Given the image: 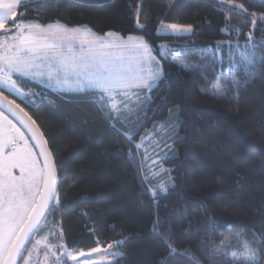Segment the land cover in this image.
Wrapping results in <instances>:
<instances>
[{
  "label": "trees",
  "instance_id": "16d2710c",
  "mask_svg": "<svg viewBox=\"0 0 264 264\" xmlns=\"http://www.w3.org/2000/svg\"><path fill=\"white\" fill-rule=\"evenodd\" d=\"M138 2L30 0L26 4V19L40 24L87 25L101 35L113 31L124 37L145 35L154 45H186L178 49L175 62L161 60L164 79L151 92L152 107L157 111L155 115L149 111L151 119L140 127L132 144L108 125L92 103L36 83L24 85L26 91L43 93L39 108L26 110L36 120L54 160L59 161L62 177L60 205L49 213L32 244L60 226L66 246L78 251L96 247L97 241L105 246L127 237L122 246L113 249L125 255L111 264H247L242 259L233 261L230 256L212 254L209 249L225 234L234 237L225 246L230 252L237 250L238 231L245 238L248 229L264 232V64L244 85L243 66L232 67L239 59L236 50L229 59L225 48L219 83L227 88L235 78L244 86L238 99L235 90L215 95L212 83L218 80L220 63L213 71L214 52L207 46L228 40L243 45L252 30L251 17L232 6L243 4L247 13L260 14L264 13V0H143L141 20L148 16L149 24L144 31H133ZM37 8L43 10L37 12ZM161 20L165 24H192L198 31L191 36L158 35ZM257 25L254 37L259 41L264 39V21L258 20ZM224 27H229V34L220 33ZM235 27L242 28L239 37L232 30ZM181 63H187L190 70L181 69ZM175 106L179 111L170 114L169 109ZM170 115L179 121L175 129L178 138L170 139L176 155L163 164L172 169L169 175L176 187L154 202L146 183L141 184V153L135 159L128 153L132 148L135 154L134 145L141 136ZM131 120L114 122L127 131ZM157 217L161 222L153 231ZM169 229L168 238H162L159 233ZM169 245L177 253L187 251L194 259L170 255ZM259 264H264V258Z\"/></svg>",
  "mask_w": 264,
  "mask_h": 264
},
{
  "label": "snow or ice",
  "instance_id": "6c2138e0",
  "mask_svg": "<svg viewBox=\"0 0 264 264\" xmlns=\"http://www.w3.org/2000/svg\"><path fill=\"white\" fill-rule=\"evenodd\" d=\"M28 2L30 0H0V264H21V261L23 264H33V249L41 241L36 240L32 244V238L41 230L49 213H54L60 205L59 186L62 177L58 168L59 161L54 160L36 120L26 110V107L34 110L39 108V99L43 93L31 89L26 91L24 85H44L46 81L48 86L55 84L64 92L82 98L83 102L92 103L104 114L108 125L132 144L140 127L151 119L149 111L153 115L157 111V108L152 107L151 92L164 79L161 60L175 62L180 54L178 49L186 47L163 43L154 45L145 35L130 34L124 37L113 31L101 35L87 25L69 27L59 21L40 24L26 19ZM59 2L72 3L77 0ZM232 7H238L244 15L251 17L252 30L248 32L246 42L241 45L238 40L217 41L215 45L207 47L214 52L213 71H217L215 65L220 63L218 80L212 83L216 89L214 94L224 95L229 90H235L238 99L239 89L250 82L255 69L264 64V39L257 41L254 37L257 21H264V13H247L243 4ZM21 8L25 10L21 11ZM42 10L36 9L37 12ZM143 12V0H139L135 5L133 31H144L148 27L149 17L145 16L141 20ZM232 30L237 37L242 34L241 27ZM156 31L157 34L194 35L198 29L192 24H165L161 20ZM220 33L229 34V27L221 28ZM225 48L229 50V59H232L233 50H236L239 59L232 67L243 66L246 77L244 85L235 78L227 88L220 85L219 78L224 74ZM257 49H260L259 53ZM179 66L183 70H190L187 63ZM204 81L209 83L207 76H204ZM117 97L120 99L117 100ZM120 105L128 112L127 120H131L132 116L137 117L127 124V131L118 128L114 122L121 114ZM173 111L178 112L179 106L169 109L170 114ZM178 123L170 115L163 123L154 124L145 135L165 130V141L176 139ZM18 124L31 134L30 139L35 141L34 145L30 144L29 137ZM144 142L145 136H141L140 142L134 145L135 154L129 148V156L135 159ZM35 148H39L38 153ZM175 155L171 145L165 142L154 164L173 159ZM140 167L143 168L142 160ZM17 169L19 175L14 173ZM171 171L170 168H160L161 174H170ZM140 180L144 185L148 177L141 174ZM175 187L173 178L167 175L166 180L146 190L149 197L158 202L161 196H167L169 190ZM160 222L161 218L157 217L153 231H157ZM227 226L232 227L231 224ZM159 234L167 239L171 230ZM247 236L245 238L239 231L236 233L242 251L237 252L233 248L226 252V241L214 243L213 251L216 255L230 256L233 261L242 259L247 264H259L261 258H264V232L248 229ZM126 240L127 237H124L108 244L106 248H102L97 241L96 247L85 252L68 248L61 232L59 243L46 244L45 248L46 255L56 257V264H67L69 261L71 264H110L111 259L125 255L113 249L122 246ZM169 247L172 256L183 255L194 259L187 251L177 253L174 247ZM25 252L28 253L27 257L24 256ZM160 264H164V261Z\"/></svg>",
  "mask_w": 264,
  "mask_h": 264
},
{
  "label": "rangeland",
  "instance_id": "374dc122",
  "mask_svg": "<svg viewBox=\"0 0 264 264\" xmlns=\"http://www.w3.org/2000/svg\"><path fill=\"white\" fill-rule=\"evenodd\" d=\"M158 35H167V36H191V35H168L166 33L161 32ZM46 87L49 88L54 93H66L62 89H60L55 84H52L51 86L47 85V82L45 81L44 84ZM16 98V97H15ZM120 97H117V100H119ZM121 108V114L119 115V120L123 119L125 121H128L126 118L128 117V112L123 108V105H120ZM135 116H132L131 118H134ZM146 134V133H145ZM145 136V142L140 150L141 153V160L143 161V175L148 177V182L146 183L147 188L158 185L161 181H164L167 179V175L169 174H161L160 168H166L163 164L164 161H161L159 164H154V162L158 159V155L161 151V149L164 148L165 142L168 145H171L170 139L165 141V130H158L157 132L153 133L152 135H144ZM172 148V146H171ZM168 160V159H167ZM18 170V169H17ZM19 172V170H18ZM52 231H49L47 234H45L43 237H40L37 240L41 241V244L37 246L35 249H33V264H54L56 263V257L52 256L51 254L46 255V248L45 245H55L59 243V237L61 235L62 229L60 226L54 227ZM47 230L45 227L43 228ZM35 244V243H34ZM102 248H106L107 245H100ZM78 251V250H77ZM114 251V250H113ZM87 252V251H85ZM28 256V254H27ZM93 259H97V257H93ZM111 259L110 264L115 260ZM70 262V261H69ZM71 264V262H70Z\"/></svg>",
  "mask_w": 264,
  "mask_h": 264
},
{
  "label": "clouds",
  "instance_id": "9594fccd",
  "mask_svg": "<svg viewBox=\"0 0 264 264\" xmlns=\"http://www.w3.org/2000/svg\"><path fill=\"white\" fill-rule=\"evenodd\" d=\"M233 240H234V237H232V236L229 235V234H225V236H223V237L220 239V241L218 242V244H219L221 241H226V242L228 243L229 241H233ZM235 244H236V248H237V250L242 251L239 242H238V241H235ZM209 251H210V253L215 254L214 251H213V247H210Z\"/></svg>",
  "mask_w": 264,
  "mask_h": 264
},
{
  "label": "water",
  "instance_id": "95a60500",
  "mask_svg": "<svg viewBox=\"0 0 264 264\" xmlns=\"http://www.w3.org/2000/svg\"><path fill=\"white\" fill-rule=\"evenodd\" d=\"M11 118V117H10ZM15 122V121H14ZM18 126H20L19 124H18ZM21 127V129H22V131H25V134H26V136H28L29 137V141H30V144H35V141H31V139H30V136H31V134L30 133H28L27 132V130L26 129H23V127L22 126H20ZM41 133V132H40ZM44 138V137H43ZM45 140V139H44ZM35 151L38 153L39 152V148H35ZM42 162V161H41Z\"/></svg>",
  "mask_w": 264,
  "mask_h": 264
},
{
  "label": "crops",
  "instance_id": "0c3cea01",
  "mask_svg": "<svg viewBox=\"0 0 264 264\" xmlns=\"http://www.w3.org/2000/svg\"><path fill=\"white\" fill-rule=\"evenodd\" d=\"M41 86H43L44 88H46V89H48V90H49V88H48V87H46L45 85H41ZM14 173H15L16 175H19V172H18V170H14Z\"/></svg>",
  "mask_w": 264,
  "mask_h": 264
}]
</instances>
